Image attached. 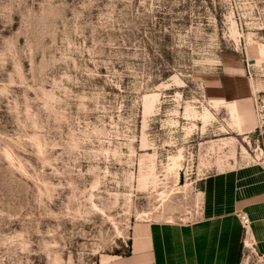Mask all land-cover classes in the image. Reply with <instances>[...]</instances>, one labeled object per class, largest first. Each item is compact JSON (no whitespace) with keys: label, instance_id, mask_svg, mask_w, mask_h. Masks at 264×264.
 Returning <instances> with one entry per match:
<instances>
[{"label":"rangeland","instance_id":"obj_1","mask_svg":"<svg viewBox=\"0 0 264 264\" xmlns=\"http://www.w3.org/2000/svg\"><path fill=\"white\" fill-rule=\"evenodd\" d=\"M261 47L264 0H0V264H106L229 200Z\"/></svg>","mask_w":264,"mask_h":264},{"label":"crops","instance_id":"obj_2","mask_svg":"<svg viewBox=\"0 0 264 264\" xmlns=\"http://www.w3.org/2000/svg\"><path fill=\"white\" fill-rule=\"evenodd\" d=\"M259 161L229 200L207 205L202 219L183 225L136 224L129 255L111 256L106 264H239L247 238L239 211L249 214L252 248L264 255V155ZM212 188L209 182L206 193Z\"/></svg>","mask_w":264,"mask_h":264},{"label":"built area","instance_id":"obj_3","mask_svg":"<svg viewBox=\"0 0 264 264\" xmlns=\"http://www.w3.org/2000/svg\"><path fill=\"white\" fill-rule=\"evenodd\" d=\"M252 104L256 117V127L254 132L257 134V141L261 145H259V147H261L260 149L264 155V90L253 93ZM238 217L243 229L245 230V235L247 236L251 224L249 214L246 211H239Z\"/></svg>","mask_w":264,"mask_h":264},{"label":"bare ground","instance_id":"obj_4","mask_svg":"<svg viewBox=\"0 0 264 264\" xmlns=\"http://www.w3.org/2000/svg\"><path fill=\"white\" fill-rule=\"evenodd\" d=\"M257 54L258 55H263L264 54V48H259L258 51H257ZM250 61H254V59H250ZM248 244H250L248 241H247Z\"/></svg>","mask_w":264,"mask_h":264}]
</instances>
